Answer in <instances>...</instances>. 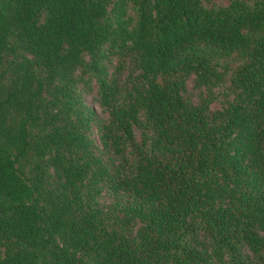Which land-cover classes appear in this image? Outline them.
<instances>
[{
    "label": "trees",
    "instance_id": "obj_1",
    "mask_svg": "<svg viewBox=\"0 0 264 264\" xmlns=\"http://www.w3.org/2000/svg\"><path fill=\"white\" fill-rule=\"evenodd\" d=\"M0 264H264V0H0Z\"/></svg>",
    "mask_w": 264,
    "mask_h": 264
},
{
    "label": "rangeland",
    "instance_id": "obj_2",
    "mask_svg": "<svg viewBox=\"0 0 264 264\" xmlns=\"http://www.w3.org/2000/svg\"><path fill=\"white\" fill-rule=\"evenodd\" d=\"M110 70L116 71V76L120 84L131 83L132 78L136 76V70L128 62L122 63L120 66L116 65V61L112 62ZM85 102L96 110L99 116L106 117V112L102 111L101 106L97 100V87L95 81L91 83V88L84 92Z\"/></svg>",
    "mask_w": 264,
    "mask_h": 264
}]
</instances>
